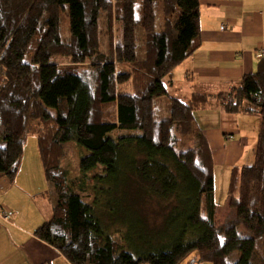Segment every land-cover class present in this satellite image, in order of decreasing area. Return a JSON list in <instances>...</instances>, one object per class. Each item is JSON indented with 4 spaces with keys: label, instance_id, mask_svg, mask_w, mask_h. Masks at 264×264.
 <instances>
[{
    "label": "trees",
    "instance_id": "obj_1",
    "mask_svg": "<svg viewBox=\"0 0 264 264\" xmlns=\"http://www.w3.org/2000/svg\"><path fill=\"white\" fill-rule=\"evenodd\" d=\"M199 15V0H0V179L15 182L26 121L35 120L52 216L34 236L69 264H183L192 254L187 264H228L235 251L233 264H264V54L226 93L170 97L174 71L200 47ZM162 96L165 120L154 112ZM215 104L261 120L252 165L230 170L235 219L223 224L212 152L195 121ZM69 142L88 152L72 179L61 165ZM130 196L148 201L139 227L148 248L137 255L109 235L112 200Z\"/></svg>",
    "mask_w": 264,
    "mask_h": 264
},
{
    "label": "crops",
    "instance_id": "obj_2",
    "mask_svg": "<svg viewBox=\"0 0 264 264\" xmlns=\"http://www.w3.org/2000/svg\"><path fill=\"white\" fill-rule=\"evenodd\" d=\"M199 13L200 47L174 71L173 83L169 86H181L184 94L176 97L178 99L193 93L210 96L226 93L237 86L245 74L255 72L264 54V0H199ZM211 112L214 113L212 124L215 122L210 126L213 134L198 121L197 124L209 147L211 137L218 145L222 164L229 158L233 164H238L243 150L237 146L234 132L235 121L241 115L224 114L215 104L198 112L197 117L200 119ZM22 171L21 167L13 184L0 179V264H69L54 248L34 236V232L51 219L52 204L41 196L47 190L46 184L30 197L19 194L15 187Z\"/></svg>",
    "mask_w": 264,
    "mask_h": 264
},
{
    "label": "rangeland",
    "instance_id": "obj_3",
    "mask_svg": "<svg viewBox=\"0 0 264 264\" xmlns=\"http://www.w3.org/2000/svg\"><path fill=\"white\" fill-rule=\"evenodd\" d=\"M156 30H160L161 18L159 12V6H156ZM139 42L141 40V34L138 35ZM103 47L107 48V42L105 39L102 41ZM140 45V44H139ZM142 57V53H137V58L140 59ZM66 60L63 57H53L50 59L51 63H61ZM121 89L124 93L128 92L129 86L123 85ZM167 91L170 97L172 98H180L183 96L184 92L180 85H177L175 88H170L167 86ZM168 97L162 96L156 98L154 100V112L156 114L157 119L165 120L169 119V109H168ZM50 112H53L50 110ZM198 113L195 114V121H198V124L206 128L208 133L213 134L214 131L211 129V125H214L213 118L214 113H209L207 116H202V120L198 119ZM203 121V122H202ZM197 123V122H196ZM260 117L258 115H241L235 121L236 130L234 132V137L236 138L235 142L237 146L243 150V154L240 155V161L238 164H233L231 159L229 158L225 164H222L219 160L220 154L218 153V145L216 142L214 143L213 138H209L210 147L212 149V157L214 159V190H213V198L216 205V223L223 224L231 222L235 219V212L229 207V198L227 195L228 191V181L229 174L231 168L236 167H245L250 166L253 163V151L255 145V135L260 127ZM37 122L32 119H27L26 121V134L23 139V156L21 161V167L23 168L22 173L20 174V179L18 185H16L15 189L18 190L19 194L24 193L30 197L31 193L36 191L37 189H42L41 186L47 183L45 181V177L42 171V165L40 162L36 136H35V127ZM133 135L138 134L136 131H124L120 135ZM224 138V137H222ZM242 141V144L240 145ZM256 144V143H255ZM254 145V146H253ZM88 155V152L78 146L74 142H69L65 144V155L61 161V165L68 171L69 179L75 178L78 175L79 164L83 157ZM40 174V175H39ZM38 176V177H37ZM42 176V179H41ZM122 188V186H121ZM46 190V188H44ZM30 191V194L26 193V191ZM132 190V186L129 187V191ZM114 204V211L111 215L113 218L114 225L109 228V235L115 240L122 244L126 251L130 252L132 255H137L136 251H143L148 247L143 245L142 243V234L139 233V227L141 221L144 223L145 216L142 211L145 207L148 206V201L143 200H133L132 196L129 197V201H125L124 198L116 200H112ZM103 206L106 204V200H101ZM118 202V203H117ZM50 208V206H49ZM155 210V207L153 205ZM154 210H151V215H153ZM140 213L143 215L140 217ZM149 215H147L148 217ZM154 216V215H153ZM149 221L148 218L146 219ZM126 222V224H125ZM124 228V229H123ZM148 226L145 228V234H148ZM236 232L238 236L244 238H250L252 235L242 226L236 227ZM263 240H256V253L257 257L260 260L263 252L262 246ZM194 257V254L190 255L188 259L183 263L187 264L188 261H191ZM240 258V254L238 251H235L230 254L227 258L228 264H233L237 262ZM191 264H209L206 262H195L192 261Z\"/></svg>",
    "mask_w": 264,
    "mask_h": 264
},
{
    "label": "built area",
    "instance_id": "obj_4",
    "mask_svg": "<svg viewBox=\"0 0 264 264\" xmlns=\"http://www.w3.org/2000/svg\"><path fill=\"white\" fill-rule=\"evenodd\" d=\"M1 216H2L3 218L7 219V217H6L3 213L1 214Z\"/></svg>",
    "mask_w": 264,
    "mask_h": 264
}]
</instances>
